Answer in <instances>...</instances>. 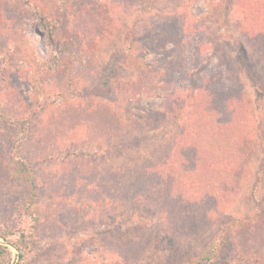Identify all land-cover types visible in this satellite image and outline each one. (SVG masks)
<instances>
[{
	"label": "rangeland",
	"instance_id": "374dc122",
	"mask_svg": "<svg viewBox=\"0 0 264 264\" xmlns=\"http://www.w3.org/2000/svg\"><path fill=\"white\" fill-rule=\"evenodd\" d=\"M130 2L0 0V245L264 264V0Z\"/></svg>",
	"mask_w": 264,
	"mask_h": 264
},
{
	"label": "trees",
	"instance_id": "16d2710c",
	"mask_svg": "<svg viewBox=\"0 0 264 264\" xmlns=\"http://www.w3.org/2000/svg\"><path fill=\"white\" fill-rule=\"evenodd\" d=\"M125 3L131 4L130 0H125ZM209 13L205 14V16H208ZM208 17H211V15H209ZM204 23H206L205 20H204ZM117 62L118 61H116V60L115 61L112 60L110 62L109 67H108V72L106 73L107 76H109V72L112 73L111 70L114 71V68L116 67ZM12 163H13V165L11 167V170L13 172L12 174H13L14 179H15L14 181H16V179H22L26 182L30 181L31 186H32V190H33L34 182H33L32 174H31L32 167L26 161H23V160H15ZM0 237H2L5 240H8L6 235H0ZM8 243L15 246L16 248H18L17 245L15 244V242L8 241ZM19 256H21V255H19ZM11 259H12V254H11L10 249L8 247H3L0 245V264H11ZM211 259H212V256H211V252L209 251V253L206 252L204 255H202L201 258L198 259L197 263H204V262H207ZM190 263H192V262H190ZM192 264H195V263H192Z\"/></svg>",
	"mask_w": 264,
	"mask_h": 264
}]
</instances>
